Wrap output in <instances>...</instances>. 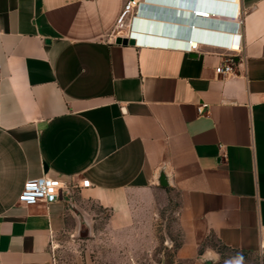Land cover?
I'll return each mask as SVG.
<instances>
[{
  "label": "crops",
  "instance_id": "crops-1",
  "mask_svg": "<svg viewBox=\"0 0 264 264\" xmlns=\"http://www.w3.org/2000/svg\"><path fill=\"white\" fill-rule=\"evenodd\" d=\"M128 1L0 0V264H55L51 244L79 231L85 204L139 231L146 207L173 193L171 264H218L211 238L264 264V0H227L240 31L228 13L196 26L242 35L234 75L216 74L226 49L192 51L182 31L164 37L138 8L125 12ZM168 6L185 27L193 7L212 9ZM132 32L135 46L116 43ZM43 176L69 189L21 204L26 182Z\"/></svg>",
  "mask_w": 264,
  "mask_h": 264
},
{
  "label": "rangeland",
  "instance_id": "rangeland-1",
  "mask_svg": "<svg viewBox=\"0 0 264 264\" xmlns=\"http://www.w3.org/2000/svg\"><path fill=\"white\" fill-rule=\"evenodd\" d=\"M77 187H80L79 184ZM178 208L175 193L161 198L158 195L156 203L146 207L145 219L140 221V230L137 231V227L131 230L114 227L110 223V211L96 204H85V209L91 214L84 220L90 231L89 236L83 238L76 232H66L55 238L51 244L54 263L171 264L181 239ZM207 244L221 253L218 264H262L261 256L257 254L242 260L234 259L237 254L214 238Z\"/></svg>",
  "mask_w": 264,
  "mask_h": 264
},
{
  "label": "built area",
  "instance_id": "built-area-1",
  "mask_svg": "<svg viewBox=\"0 0 264 264\" xmlns=\"http://www.w3.org/2000/svg\"><path fill=\"white\" fill-rule=\"evenodd\" d=\"M143 2L141 0H129L125 7L126 9H137L140 12L141 5ZM206 15V16H199ZM195 17H200L201 19H210V14L201 13L199 11H196V14H194ZM229 16L232 17L233 23L236 25L237 29L236 31H240L241 27L243 26V19L240 14H235V11H232ZM133 29V28H132ZM121 32V31H120ZM119 32V33H120ZM134 33L132 32L130 36L128 37H134ZM205 36V35H201ZM124 37V36H122ZM227 35L223 34H216V37L211 36V33H207L205 36L206 39H198L196 41V44H192L191 50H197L199 43L200 44H209L216 47H221L226 49V53L221 54L222 63L220 66L216 68V74L217 75H234L236 73V60H235V53L241 52V34H233L232 37L227 39ZM190 48V47H189ZM193 48V49H192ZM204 113V107H201L199 109V114ZM90 182L85 181L83 184H79L80 187H86L89 186ZM65 189H69L68 186H66L63 182L53 179L48 176L39 177L36 179L28 180L25 184L24 190L20 196V203L26 206L36 205L39 203L49 205L54 202H56L60 196L62 195V192ZM260 250L261 253H264V235L260 243Z\"/></svg>",
  "mask_w": 264,
  "mask_h": 264
},
{
  "label": "water",
  "instance_id": "water-1",
  "mask_svg": "<svg viewBox=\"0 0 264 264\" xmlns=\"http://www.w3.org/2000/svg\"><path fill=\"white\" fill-rule=\"evenodd\" d=\"M159 2L151 3L148 0L143 1V7L140 9L138 13V20L144 19L147 21L150 27L159 28L161 27L162 30L169 31V32H179L177 28H175L173 24V8L168 5H184V4H191V3H204L210 4L211 6L221 7L226 9L227 7V0H158ZM165 3V4H164ZM163 4V5H162ZM225 27V26H224ZM222 25L217 26L216 29H211L208 32L212 33H219L221 34V29L224 28ZM145 34V33H144ZM148 35V34H147ZM116 43L119 45H131L135 46L138 42L136 37H122L119 36L116 39ZM159 185L161 186H169V175L167 173L166 168H163L159 174ZM84 225L80 227L79 231L77 232L80 237L87 238L90 234V231L87 227V222L83 223Z\"/></svg>",
  "mask_w": 264,
  "mask_h": 264
},
{
  "label": "bare ground",
  "instance_id": "bare-ground-1",
  "mask_svg": "<svg viewBox=\"0 0 264 264\" xmlns=\"http://www.w3.org/2000/svg\"><path fill=\"white\" fill-rule=\"evenodd\" d=\"M209 6V8L212 9H207L205 7L202 6H197V7H193L192 8V17H194V23L190 24V26H179L176 25L175 28L178 29V31H182L183 33H180L182 35V37L188 38L187 42L192 46V44H194L195 41H197L198 39H206L205 36L207 35V33L205 32H201V29L196 28L197 27H201L199 24H203L201 21L206 20V19H201L200 17H195L194 14H196V11H199L201 13H205V14H210V17L213 19L212 16L217 17L218 19L222 18L224 19L226 16H228L232 10L228 13L224 10V8L221 7H215V6H211L210 4H207ZM184 7V6H183ZM228 13V15H227ZM199 16H206V15H201L199 14ZM210 18V19H211ZM225 20V19H224ZM179 21V20H178ZM187 24V23H186ZM159 32L161 33V35L163 34L164 37L166 36H176L174 35L175 32H167L165 30H162L161 27L158 28ZM179 33L177 35H180ZM201 35H205V36H201ZM178 37V36H177ZM185 40V39H184ZM185 44V43H184ZM187 44V43H186ZM188 45V44H187Z\"/></svg>",
  "mask_w": 264,
  "mask_h": 264
}]
</instances>
